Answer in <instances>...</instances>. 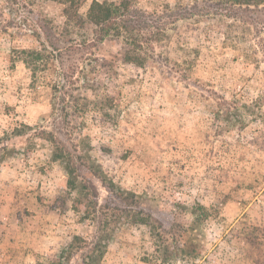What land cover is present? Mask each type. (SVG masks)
I'll list each match as a JSON object with an SVG mask.
<instances>
[{
  "label": "rangeland",
  "instance_id": "rangeland-1",
  "mask_svg": "<svg viewBox=\"0 0 264 264\" xmlns=\"http://www.w3.org/2000/svg\"><path fill=\"white\" fill-rule=\"evenodd\" d=\"M94 1L119 0H86L81 14ZM192 1L137 0L149 12ZM63 8L52 0H0V138L17 128L27 133L11 137L21 152L0 164V264L45 263L75 235H96L73 210L64 165L52 161L48 142L33 137L41 128L66 144L87 138L107 175L143 196L142 209L163 223L188 224L197 203L215 209L205 229L207 251L198 258L164 262L148 227L120 218L100 264H264V55L253 34L219 19L185 21L164 48L172 65L193 60L196 78L228 99L260 102L259 114H245L244 128L228 129L168 68L124 64L123 42L112 40L96 53L108 65L88 67V89L79 91L90 100L88 111L82 118L71 113L69 136L53 107L59 68L53 63L33 76L18 53L39 48L29 25L39 16L63 25ZM101 195V203L123 206Z\"/></svg>",
  "mask_w": 264,
  "mask_h": 264
},
{
  "label": "trees",
  "instance_id": "trees-1",
  "mask_svg": "<svg viewBox=\"0 0 264 264\" xmlns=\"http://www.w3.org/2000/svg\"><path fill=\"white\" fill-rule=\"evenodd\" d=\"M52 1L64 7L65 22L56 25L52 20L39 16L29 25L39 48L22 49L18 53L23 55L21 61L33 76L48 70L53 63L59 68L61 80L54 89V100L57 102L54 101L53 107L65 118L63 126L69 136H72L74 128L68 120L71 113L82 118L88 111L90 100L79 92L81 86L84 90L88 89V67L108 65L105 57H98L96 53L100 46L112 40L123 42L124 64L144 68L153 62L161 68V73H164V67L178 75L176 82L183 83L192 96H199L217 115L216 118L227 124L228 129L229 125L244 128L246 113L259 114L260 102L249 105L236 98L228 99L209 82L196 78L193 60L176 61L172 65L170 53L164 48L171 43L179 23L219 19L244 27L246 32L253 34L255 46L264 55V36L261 35L264 33V0H194L175 7L167 4L156 12L141 8L137 0L94 1L86 15L80 12L86 0ZM105 100L110 104L114 101L109 95ZM26 128L30 130V127ZM26 134L23 129L17 128L12 134L7 133L5 138H0V164L21 152L10 146L11 137L20 138ZM33 137L50 144L52 161L64 165L68 176L67 188L75 193L73 210L82 223L91 222L96 228V235H75L59 254L39 264H100L113 235L114 224L121 221L120 218L123 225L148 227L164 262L179 255L198 258L206 253L205 229L211 212L215 210L213 207L197 203L191 209L188 224L163 223L142 209L143 196L122 189L107 175L87 148V138H82L80 144H70V141L67 143L70 148L49 129L41 128ZM102 191L107 197L113 196L121 201L123 206L101 203Z\"/></svg>",
  "mask_w": 264,
  "mask_h": 264
}]
</instances>
